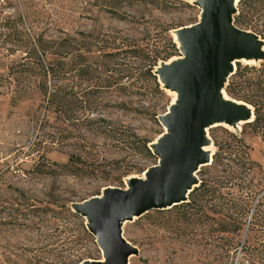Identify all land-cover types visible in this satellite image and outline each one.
<instances>
[{"label":"rangeland","instance_id":"rangeland-1","mask_svg":"<svg viewBox=\"0 0 264 264\" xmlns=\"http://www.w3.org/2000/svg\"><path fill=\"white\" fill-rule=\"evenodd\" d=\"M195 1L158 0L153 5L122 1L115 8L123 19L104 9L101 0H14L6 11L15 16L21 13L26 33L34 37L92 35L80 44L84 52L91 50L87 56H97L99 46L112 51L111 38L96 44L95 37L119 32L142 38L141 45L155 54L170 48L165 26H188L199 20ZM168 34L173 42L177 40L174 29ZM1 52L7 64L21 54ZM181 55L178 48L172 57ZM255 59L240 62L257 67L264 62V56ZM89 60L94 62V58ZM114 62V57L98 58L93 65L96 71L85 76L68 72L59 81L67 89L58 106L36 90L19 91L25 84L6 77V63L0 67V264H75L80 259H103L95 240L80 232L69 212L75 203L101 196L105 188H127V178L142 177L157 163V156L150 158L141 152L137 138L156 142L166 131L160 116L172 102L176 104L177 95L159 81L158 88L144 81L138 74V63L143 61L132 58L124 61L130 75L123 77L125 87L118 91L110 84ZM260 75L264 83V72ZM243 124L209 127L211 144L205 151L214 153L213 139L228 137L223 129L240 134ZM243 137L251 148V159L264 172V131ZM70 155L79 165L76 174L62 167ZM208 165L196 173L198 184ZM263 193L261 186L256 198ZM256 198L234 248L228 244L227 233L213 231L211 217H202L200 222L193 218V223L176 218L182 208L152 209L124 221L122 236L137 250L128 264H264V203L258 207L261 222L248 223L254 220ZM223 213L230 215L232 209Z\"/></svg>","mask_w":264,"mask_h":264},{"label":"trees","instance_id":"trees-1","mask_svg":"<svg viewBox=\"0 0 264 264\" xmlns=\"http://www.w3.org/2000/svg\"><path fill=\"white\" fill-rule=\"evenodd\" d=\"M13 1L0 0V67L6 63L1 50L5 51L7 55L20 51L19 57L10 60L9 64H5L6 77L9 80L25 84L19 88V91L36 90L40 94L48 96V103L56 106L62 103V100L59 99L60 95L67 89L59 81L64 80L66 74L71 71H74L76 76L83 74L85 76L96 71L97 67L93 68V65L98 61V58L102 57L115 58V66L110 70L112 74L110 84L115 85L118 91L125 87L121 83L123 77L130 75L129 67L124 61L131 58L138 62L143 61V64L140 62L139 65L138 63V74L144 81L151 82L158 88L159 83L154 74L157 62L167 61L178 51L176 43L173 42L168 31L184 26H165L163 28L166 42L170 45L168 51L149 54L148 50L141 45L143 44L142 38L129 37L119 32L113 36L100 34L95 37L96 44H104L106 39L111 38L108 44H115L112 51H102L99 46L97 48L101 52L97 56H87L92 53L91 50L87 48L84 52L80 44H86L87 38L92 35L81 33L80 38L59 37L57 39H43L28 35L23 15L18 12V15L15 16L12 12L6 11L11 7ZM122 1L151 5L158 3V0H101L100 3L104 9L123 19L124 16L118 14L115 8ZM234 24L254 32L264 40V0H239L237 13L234 15ZM71 56H74V60H71ZM89 58H94V62ZM83 60H88L89 64ZM261 72H264V62L259 67L236 62L235 72L229 77L225 92L231 98L252 106L254 118L243 124L240 134L223 129L228 137L221 141L213 139L216 151L212 155L211 163L206 166L207 170L200 173L199 184L188 194L186 202L173 206V208H182V213L176 215V218L183 217L186 223H193L194 221L191 220L193 218L200 222L202 217H211L215 221L213 231L227 233L228 244L231 248H234L240 241L247 224L250 208L261 186H264L262 166L251 159V148L243 137L247 133L258 135L264 131V83L261 80ZM118 104L121 106L124 102ZM137 139L141 143V152L147 157H154L155 155L148 147L150 140ZM74 158L70 155L68 161L62 166L72 174L77 173L79 166ZM256 201L254 213H252L254 220L253 222L249 221V224L261 222L258 207L261 205L260 203H264V193L256 198ZM230 208L232 209L230 215L223 213ZM205 209L213 215L206 214ZM157 212H161V210H157ZM69 215L73 224L85 237L95 240L86 228L82 216L74 211H70ZM82 261L80 259L74 263Z\"/></svg>","mask_w":264,"mask_h":264},{"label":"water","instance_id":"water-1","mask_svg":"<svg viewBox=\"0 0 264 264\" xmlns=\"http://www.w3.org/2000/svg\"><path fill=\"white\" fill-rule=\"evenodd\" d=\"M238 1L234 4L232 0H196L200 8L199 20L174 29V34L183 41L182 47H177L185 59L172 64L161 61L154 68V74L166 89L171 86L181 90V94L172 109L168 108L169 111L160 116L167 132L161 134L163 137L156 145H148L158 157L157 163L146 169L147 179L127 178L130 189L108 187L101 196L73 205L74 212L87 220L85 226L104 258V261L83 260L77 264H128V256L137 250L122 236L125 219L186 202L188 194L198 185L197 175L194 177L190 172L207 156L199 143L211 142L202 130L208 119L217 118L233 125L247 116L234 103L216 101L217 90L225 92L236 62H240L238 57L252 54L258 59L264 56V40L234 24ZM212 155L213 152L208 163L202 166L211 163ZM194 181L196 184L192 186Z\"/></svg>","mask_w":264,"mask_h":264},{"label":"bare ground","instance_id":"bare-ground-1","mask_svg":"<svg viewBox=\"0 0 264 264\" xmlns=\"http://www.w3.org/2000/svg\"><path fill=\"white\" fill-rule=\"evenodd\" d=\"M233 1V3L235 4L236 2H237V0H232ZM175 31V30H174ZM177 31V30H176ZM176 34V36H177V40L175 39V41H177L178 42V46H180V47H182V39L179 37V35L177 34V33H175ZM178 37H179V39H178ZM179 40H180V42H179ZM181 43V44H180ZM175 58V59H174ZM255 58H257V57H254L252 54H246V55H243V56H240V57H238L237 58V60H243V61H246V62H248V61H251V60H253V59H255ZM185 59V56L183 55V57L182 56H177V58L176 57H172V58H170L168 61H166L165 62V64H172V63H180V62H182L183 60ZM236 60V59H235ZM160 77V76H159ZM160 80H161V77H160ZM167 88L170 90H173V91H175L176 93H177V95H176V97H175V102H177V98H178V96L181 94V90H178V89H175V88H172L171 86H167ZM216 101L217 102H219V103H234L236 106H238L239 107V109H241L242 111H244V112H246L247 113V116L245 117V118H240V119H238L237 121H236V123L235 124H226L225 122H223V121H221V120H218L217 118H209L208 119V123L206 124V126H204L203 127V132H204V134L205 135H207V130H208V128L209 127H211L213 124H215V123H217V124H222V125H231V126H235V125H237V126H239L240 124H243V122H245V121H247V120H251L253 117V115H252V107L250 106V105H248V104H245L244 102H241V101H239V102H234V101H232V100H230V98L225 94V92H224V90L223 89H218L217 90V93H216ZM173 103V102H172ZM172 103H171V105H170V109L169 110H171L172 109ZM168 110V111H169ZM217 124H215V125H217ZM214 126V125H213ZM240 127V126H239ZM229 128V127H228ZM167 132V129H166V131H165V133ZM163 136L161 135L157 140H156V142H154V143H151V144H149L150 146H154V145H156L157 143H158V141L162 138ZM208 144H211V142L208 140V141H205V142H202V143H199V147L206 153V158H204L202 161H200V162H197L196 163V166H195V168L194 169H192L191 170V172H190V174L192 175V176H194V177H196V173H197V170L203 165V164H205V163H208V161L210 160V157H211V154H209L208 152H206L205 151V149H206V146L208 145ZM147 173H148V171L146 170L145 171V173L143 174V176L142 177H139L140 179H147L148 178V176H147ZM196 184V182L194 181L193 183H192V186H194ZM125 189H130V187L128 186V184H127V188H125ZM133 216V215H132ZM125 220H128V219H125ZM132 256V254L131 255H129L128 256V259H130V257ZM100 261H104V258L102 259V260H100Z\"/></svg>","mask_w":264,"mask_h":264}]
</instances>
